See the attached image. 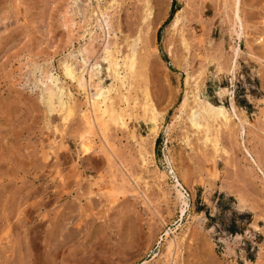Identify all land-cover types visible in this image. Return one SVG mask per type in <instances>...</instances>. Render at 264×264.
<instances>
[{"label":"rangeland","instance_id":"rangeland-1","mask_svg":"<svg viewBox=\"0 0 264 264\" xmlns=\"http://www.w3.org/2000/svg\"><path fill=\"white\" fill-rule=\"evenodd\" d=\"M71 1L0 0V264H143L155 253L150 264H264V180L256 165L264 171V102L256 99L264 96V0H242L246 26L237 41L234 81L228 72L236 42L232 0L228 13L226 0H165L167 14L149 46L136 39L145 1L119 0L120 15L112 18L120 26L117 39L123 53L135 39L141 57L150 54L147 83L162 118L149 143V124L137 106L126 128L111 127L110 146L99 130L85 133V96L62 74L61 60L85 39ZM174 1L176 10L187 5L188 21L177 32L169 30ZM150 3L159 8L158 0ZM96 57L88 63H101L106 78L107 64ZM48 73L74 94L77 109L65 119L47 112L42 101L41 90L52 85ZM142 82L130 91L139 100ZM219 87L230 89L222 99ZM187 90L229 109L233 92L249 120L244 138L250 153L235 117L222 128L217 149L204 143L190 112L178 118ZM82 133L91 140L88 155ZM177 178L184 182V213L173 188ZM239 198L244 207L238 209Z\"/></svg>","mask_w":264,"mask_h":264},{"label":"bare ground","instance_id":"bare-ground-1","mask_svg":"<svg viewBox=\"0 0 264 264\" xmlns=\"http://www.w3.org/2000/svg\"><path fill=\"white\" fill-rule=\"evenodd\" d=\"M144 1L145 4L143 5L142 16L144 27L141 29L142 35H139L136 39L138 41L140 40L143 45L149 46V44H147V40L162 24L167 14V9L165 8V0H158L159 8H157V10L152 7L150 0ZM121 4L122 3L119 0L71 1L70 11L72 13V18L74 19L73 21H75V18H81L80 23L82 22V24L78 26L79 28H83V34L80 36V38L85 37V39L82 43H80L76 51L72 50L65 59L61 60V67L63 69L62 74H64L63 76L66 77L69 82H71V85L73 84L76 87L78 92L84 94L85 96V108H80V114L86 126L85 133L90 134L94 130H99L106 144L110 146L108 142V136L111 127L121 126L126 128L127 122L125 118L131 116L133 114L132 110L139 106V108L143 111L142 117L149 124L148 130L146 132L149 138L148 142L153 143L160 129V125H158L157 122L162 118V113L154 103L147 83L148 69L151 66V63H149L150 54L148 53L149 55L141 57L140 52L138 51L139 49L137 50L135 48V39L131 41L128 40L126 46L127 48L129 47V49L126 53L122 52V42L120 43V40L118 41L117 39V31L120 30V26L119 24L114 25L112 23V18L113 20H117L120 15ZM229 5L230 3L226 0L224 2V8L227 9V13L229 11ZM241 5L243 6L242 0H232V4L230 6L232 11V39L236 40L234 45H231L234 56L232 58L230 67L228 68V72L232 76V81H234L233 78L235 76L237 61L241 54V47L238 45L237 41L241 40L243 35H245L243 30L246 26V23L242 18ZM186 8L187 5L185 4L176 10L170 22L169 30H176L177 32L179 31L178 29H180L182 23L184 21H188ZM183 32L184 31L181 33L182 43L186 49H189L190 44L184 37ZM112 33L115 35L114 39H112ZM87 36L88 42L84 43V41L87 40ZM256 41L258 40L256 39ZM99 54L101 61L107 64L106 78L103 77V72L101 70L102 66L101 63L98 62L99 60H97L98 63H88L89 58L92 59V56L95 58ZM168 54L170 57L172 56L171 47H168ZM209 60L210 58L208 59L207 63ZM205 70L206 66L203 67L200 73H205ZM48 78H50L52 85L48 84L44 87V89L41 90V98L46 106L47 112L50 114L54 112L59 113L64 119L66 118L67 114H74L75 110L77 109V104L73 96L74 94L71 92L70 88L67 86L65 87L67 83L61 81L58 75L51 74L48 76ZM106 79H111L112 82L106 85ZM190 79L191 75L189 72H187V85L189 84ZM140 80L144 82V84H142L143 87L141 85L142 89H140V91L142 90L141 93L143 95L141 100H139L136 95L132 97L130 92L131 90L137 88V84H139V82L141 83ZM123 88L126 89L125 93L122 92ZM261 90L264 93V76L261 78ZM229 92V88L219 87L217 94L219 98L222 99L225 95H228ZM256 99L264 102V96L261 98L258 97ZM191 101L193 105H191ZM130 102H132V106L129 110L131 105ZM121 103H125L127 106L122 107ZM240 108H238L235 102L233 92L230 95L229 109L222 100H220L219 103H213L202 92L198 91L196 94L193 93L192 90H187L178 108L181 114L179 113L177 117L181 118L183 114L190 112L189 117L192 124H197L198 132L201 130L203 132L204 143H212L213 146L216 147L215 149H217L218 138L222 128H229L232 117H235L238 121V125L240 126V134H242V145L245 151L250 153L247 145L245 144L244 138L245 127L249 123V120L245 114V110ZM85 133H82L83 135H81V149L83 150L84 155H88L92 153V146L90 145V138L86 137ZM186 141L189 142L188 136ZM222 151L225 152L226 150L222 149ZM143 161L146 163L145 158ZM256 165L261 174V180H264L263 169L257 162ZM182 183L177 178L173 188L180 199L179 201H182L183 203L181 212L184 213V205H187V201L184 199L185 195L182 192L184 188ZM221 187L227 189L225 186ZM244 205L247 206V204ZM238 206V209L244 207L241 198L238 199ZM258 218L259 216L257 215L256 220H258ZM252 224L254 227L260 228V226L256 224V221H252ZM169 237L170 231H167L165 238V255L168 258L174 257L173 241ZM158 256L159 254L155 253L151 260H146L143 264H150L152 261L157 260Z\"/></svg>","mask_w":264,"mask_h":264},{"label":"trees","instance_id":"trees-1","mask_svg":"<svg viewBox=\"0 0 264 264\" xmlns=\"http://www.w3.org/2000/svg\"><path fill=\"white\" fill-rule=\"evenodd\" d=\"M175 6H176V2L174 1V2H173V6H172L171 15H172V14L174 13V11L176 10V9H175Z\"/></svg>","mask_w":264,"mask_h":264}]
</instances>
